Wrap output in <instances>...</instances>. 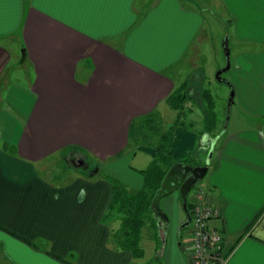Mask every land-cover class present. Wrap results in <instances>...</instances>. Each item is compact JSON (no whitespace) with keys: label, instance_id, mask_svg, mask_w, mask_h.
<instances>
[{"label":"crops","instance_id":"0c3cea01","mask_svg":"<svg viewBox=\"0 0 264 264\" xmlns=\"http://www.w3.org/2000/svg\"><path fill=\"white\" fill-rule=\"evenodd\" d=\"M189 1L0 0V38L18 34L20 63L34 69L28 86L9 82L13 53L0 44V264L134 263L107 245L99 222L110 184L69 168L76 156L98 164L125 150L155 156L134 136L188 79L182 67L203 23ZM206 1L232 20L229 83L245 120L262 125H242L219 147L218 136L178 130L173 157H197V143L212 150L213 164L199 165L220 208L210 225L224 235L225 264H264V0ZM70 147L79 153L64 155ZM168 222L154 229L162 239Z\"/></svg>","mask_w":264,"mask_h":264},{"label":"rangeland","instance_id":"374dc122","mask_svg":"<svg viewBox=\"0 0 264 264\" xmlns=\"http://www.w3.org/2000/svg\"><path fill=\"white\" fill-rule=\"evenodd\" d=\"M183 2L191 5L189 0H183ZM196 6L203 14V23L200 31L201 37H199L195 53L192 52L191 56L184 61L186 66L182 67L183 74H188L185 85L188 87L191 95V102L188 103L189 107H191V112H189L190 114L186 113L188 114L187 117L185 119L181 118L179 123L180 127H182L183 124L185 126L188 124V120H191V124H193L191 129L195 133L203 126L201 120L205 117V106L202 92L205 91L209 94L210 103L216 114L214 133H222L221 135H217L219 139L217 137L218 143L216 146L219 147L227 134L242 125L262 124L258 121L245 120L239 111L234 96L232 102H230L231 93L233 92L231 83H229L230 68L222 72L218 77L216 76L217 72L224 68L226 63L224 47L226 36L229 37V61L231 65L233 63L235 47L231 35L232 20L230 16L227 15L224 7L216 2L197 0ZM16 37L19 38L18 34L11 38H0V44L7 47L13 53L9 69L4 74V78L7 80L9 78V82L11 83L28 86L34 77V69L29 63L28 65L26 62L24 64L20 63L24 46ZM182 82H177V87L181 86ZM204 100L208 101L206 98ZM157 109L149 125L144 122L138 125V132L136 131L134 136V140L137 143L151 147L155 144V138L162 131L169 133V127L174 124L178 111L168 105H161ZM177 133L178 130L176 131ZM131 138H133V132ZM1 139L0 136V145ZM196 150L197 157H200V159L194 155L195 161L191 165L206 163L210 166V163L214 159L210 157L212 150L208 153L202 152L198 148ZM184 158H178V160ZM52 159L57 169L61 166L62 168L64 166L67 167L66 162L59 156L58 158L54 156ZM151 160L152 157L144 151L136 150L135 155H132V151L125 150L119 157L100 162L99 164L90 156L87 160L88 169L80 171L88 173V170L94 171L98 168V172L96 173L98 177L104 178V176L109 175L124 183L129 189L139 190L144 183V175L140 170L147 168ZM58 165L59 167H57ZM71 169L78 171L76 168H69V170ZM206 180L207 176L199 180L195 186L206 187ZM194 192L195 187L187 194L188 200L192 199ZM159 206L162 212L169 218V222L165 224L167 231L165 232L164 239H162L163 237L159 233L154 232V228L151 225L152 220L149 218L141 230L140 245L143 248V256L134 259L133 264H188L190 228L187 226L181 231L180 235L174 232L175 227L180 225L186 218L179 199V193L175 191L170 195L160 197ZM211 227L213 226L211 225Z\"/></svg>","mask_w":264,"mask_h":264},{"label":"trees","instance_id":"16d2710c","mask_svg":"<svg viewBox=\"0 0 264 264\" xmlns=\"http://www.w3.org/2000/svg\"><path fill=\"white\" fill-rule=\"evenodd\" d=\"M208 95L209 94L205 91L202 92V99L205 106V117L201 120L203 126L196 132L197 139H199L203 134H209L211 136H217L220 134V132L214 133L216 128V114L212 104L210 103ZM204 98L208 99V101L204 100ZM190 99V91H188V87H186L185 83H182L181 86L174 88L171 94H169L167 103L171 108L178 111V115L174 124L169 127V133L162 131L155 138V144L152 145L155 149V156L152 158L148 167L140 171L144 175V183L141 189H129L124 183L116 178L109 175L104 176V180L111 186V196L104 212L99 218V222L109 228L107 245L116 251L129 252L132 259H138L143 256V248L140 245L141 230L149 218L152 220V227L156 230L159 218L155 214L152 201L155 194L161 188V182L166 172L177 162L194 164L195 159L193 158L192 153H188L184 159L180 160L173 157V149L175 148V143L178 139L176 131L188 130L193 126V124H191V120H188V124L186 126L183 124V126L180 127L179 123L181 118L185 119L187 115L190 114L189 112H191V107L188 105V103L191 102ZM145 123L149 125L148 121ZM5 145L7 144L4 143L3 146ZM196 146V148L199 147L198 143ZM64 152V155L66 156H73L76 153H79L75 147L67 148ZM81 153L83 154V151ZM84 155L86 156L85 153L83 156ZM74 159L72 160V164L77 170L82 171L84 169H88L89 165L87 157L84 158L85 163L80 167L76 165ZM97 172L98 168L94 171L88 170V175L92 176ZM82 173L87 172L85 171ZM179 199L181 201L180 196ZM187 209L191 213L192 202L188 199ZM240 237L241 236H239V238ZM32 245L36 247V244ZM129 264L133 263L131 262Z\"/></svg>","mask_w":264,"mask_h":264},{"label":"built area","instance_id":"2783aa9c","mask_svg":"<svg viewBox=\"0 0 264 264\" xmlns=\"http://www.w3.org/2000/svg\"><path fill=\"white\" fill-rule=\"evenodd\" d=\"M195 187L192 197L189 243L190 264H225L228 252L224 249V235L211 227L219 217L220 208L214 204L210 188Z\"/></svg>","mask_w":264,"mask_h":264},{"label":"water","instance_id":"95a60500","mask_svg":"<svg viewBox=\"0 0 264 264\" xmlns=\"http://www.w3.org/2000/svg\"><path fill=\"white\" fill-rule=\"evenodd\" d=\"M225 47V59L226 63L224 68L220 69L216 76L218 77L222 72L227 71L230 68L229 61V50H228V37H225L224 41ZM234 96V91L231 93L230 102H232ZM85 163V160L80 158L78 163L76 164L78 167L82 166ZM207 166L200 165H191L184 164L182 162H177L173 164L169 170L166 172L164 178L161 182V188L155 194L152 206L155 211L156 216L160 220L168 221L167 216L162 212L159 206V199L162 196H167L177 191L181 198V206L185 213V221L181 225L182 227H187L191 220L190 212L187 209V194L190 190L196 185V183L203 179L207 173Z\"/></svg>","mask_w":264,"mask_h":264},{"label":"flooded vegetation","instance_id":"af4514ba","mask_svg":"<svg viewBox=\"0 0 264 264\" xmlns=\"http://www.w3.org/2000/svg\"><path fill=\"white\" fill-rule=\"evenodd\" d=\"M80 158L81 157H79V156H76V158L74 159V162L77 164L78 163V161L80 160ZM83 165V164H82Z\"/></svg>","mask_w":264,"mask_h":264}]
</instances>
